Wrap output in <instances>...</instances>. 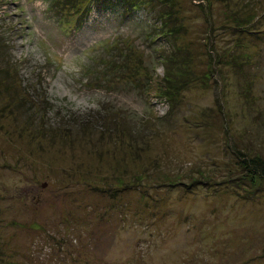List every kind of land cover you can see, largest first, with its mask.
I'll list each match as a JSON object with an SVG mask.
<instances>
[{"label":"rangeland","instance_id":"obj_1","mask_svg":"<svg viewBox=\"0 0 264 264\" xmlns=\"http://www.w3.org/2000/svg\"><path fill=\"white\" fill-rule=\"evenodd\" d=\"M146 1L82 23L0 0V264H264V180L238 160L264 159V0ZM111 54L133 58L97 85ZM165 76L190 80L173 102Z\"/></svg>","mask_w":264,"mask_h":264},{"label":"trees","instance_id":"obj_2","mask_svg":"<svg viewBox=\"0 0 264 264\" xmlns=\"http://www.w3.org/2000/svg\"><path fill=\"white\" fill-rule=\"evenodd\" d=\"M84 2L85 0H53L52 8L53 10H57L58 13L64 12V6L65 4H67L69 10L70 8L76 9V13H78V19L80 20V22L83 23L86 21L87 17L91 15L92 10H95L97 12H99L100 10H113V11H120L122 13L130 14L140 7H145L149 5V2L146 0H139V1H136V0H87L85 5L83 6L84 13L83 15H80V10H82L81 4H83ZM167 18H170V16L166 14L161 16V20L163 21L162 22L163 32L161 33L166 34L168 36H174L173 38H176V35L181 33L182 28L181 26L179 27V26L171 25V23L169 24L167 22ZM170 21H171V18H170ZM6 50L7 48L5 44L0 38V58L1 57L3 58V53ZM114 51L115 50L112 49V52ZM131 58H133L132 54H129L128 57H126L125 54L120 55L118 57H115L113 54H111V57H109L104 62L106 63L105 66L107 67H105L103 72H100L96 68L90 67L87 71L88 78H90L91 80V77H93L95 74L96 75L102 74V75H98L97 78L93 79V82L97 83V85L103 82L104 83L110 82V84L114 85L116 84V81H115L116 78L119 79L120 77H122L121 75L123 74V70L124 71L128 70L130 63H131L129 59ZM169 59H173L171 60L172 66H175V67L179 66L177 60L174 59V57H167L163 55V57L161 58L163 62L168 61ZM135 64H138L135 67V69H138V67H141V60L138 58L135 59ZM0 73L1 74L7 73V70L1 68ZM181 79L182 81L179 82L176 76L175 77L165 76L163 80L161 81V82L165 81V84H163L165 86H161V89H159V91L157 90L159 92V95L164 96L170 102H173L172 98H174V92L179 90L180 87L182 88L184 85L190 82V80L187 79L186 76H182ZM112 81H115V82H112ZM179 83L182 84L180 87H179ZM135 85H138V84H135ZM140 85L143 87L144 86L143 82ZM33 89L37 92V87H33ZM42 97L43 99L45 98L47 99L46 95L44 98V94ZM46 99L44 101L45 103H46ZM29 101L31 102V108H30L31 110L37 111L36 107L37 108L45 107L43 103H34L33 100L31 99H29ZM27 103L30 104L28 101ZM104 106H105V112L107 114L110 112L112 114V111L117 112L116 109H110L108 105H104ZM117 120L122 122V126H133L132 123L131 124L127 123L129 120L125 119L124 117L117 116ZM130 122H135V120L132 118ZM115 124L117 125L115 127H118V124L116 122ZM32 125H35V123H32ZM88 126L89 125H86L85 127H88ZM144 128H147V126H144ZM117 131H119L122 136H125L127 132L125 130H117ZM239 152L240 153L238 154V160L240 163L241 170L243 171L242 174L246 177V179H250L252 181L264 180V159L262 158V156L257 153L250 154L249 152H246V150L245 151L239 150Z\"/></svg>","mask_w":264,"mask_h":264}]
</instances>
